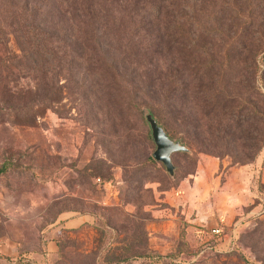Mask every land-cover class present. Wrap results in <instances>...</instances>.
Wrapping results in <instances>:
<instances>
[{"label": "rangeland", "instance_id": "rangeland-1", "mask_svg": "<svg viewBox=\"0 0 264 264\" xmlns=\"http://www.w3.org/2000/svg\"><path fill=\"white\" fill-rule=\"evenodd\" d=\"M34 1L71 20L79 14L74 0ZM93 1L101 4L80 10L97 28L80 44L82 66L97 71L83 95L65 57L52 73L20 72L4 22L0 245L11 252L0 264H96L108 245L123 253L125 239L162 264L179 245L177 264H264V0H194L192 13L183 0L153 1V9L148 0ZM227 39L236 44L225 55ZM132 95L143 113L126 107ZM237 96L260 113L243 110L240 128L221 114ZM150 112L189 141L187 155L171 156L173 177L152 157ZM80 216V226H63Z\"/></svg>", "mask_w": 264, "mask_h": 264}, {"label": "trees", "instance_id": "trees-1", "mask_svg": "<svg viewBox=\"0 0 264 264\" xmlns=\"http://www.w3.org/2000/svg\"><path fill=\"white\" fill-rule=\"evenodd\" d=\"M74 1L77 3V13H79L76 15V21L71 20L70 18H65V11H63L62 9L57 8L56 12L52 11L50 7L42 9L41 2H37L34 0H0V46H6V37L3 25L4 22H6L5 20H8L6 23L11 29L13 38L19 50V55L13 56V59H15L19 71L23 74H32L43 70L45 72L52 73L55 71L57 61L65 57L68 60V67L78 69L77 72L69 74V79L73 83L74 90L83 95L87 91H89L88 89H86L87 87L84 84L85 77L88 75L93 76L92 73L96 70L91 68L88 62V65H86V67H88V70H85V67L82 66V64L85 63V60L83 57V48L81 49L80 44L84 43V41L86 40L89 41L91 37L88 31H92V29L97 28H94L95 21L92 20L89 12L84 14L85 21L80 18V10L84 12L81 7L84 5L86 9V5L91 6V3L94 1ZM99 1L106 2L108 0ZM153 1L158 2L168 0L146 1V4H149L151 9H153ZM120 2L123 3L121 0ZM94 3H96L97 5L101 4L100 2ZM112 3H117V0H112ZM183 4L188 8V10L191 11V13L192 10L194 11V8H196L194 0H192L191 3L190 1L183 0ZM63 19L68 20V22H64ZM191 19V22L198 24V22L194 18ZM219 33L222 36L226 37L223 32L219 31ZM227 41L228 42L226 44L225 55H228L227 53L229 51V45L236 44L235 39H227ZM72 45H77V47L74 48ZM87 71H90L91 73ZM218 79L216 84L218 83ZM97 86V83L91 84V87L95 89L96 93ZM218 93L221 94V96L224 98V102H227V100L230 99L228 94L225 93L224 87L219 86ZM258 93H260V91H258ZM44 98L48 99V97ZM213 103L214 104L212 108L216 109V107L220 106L214 101ZM126 107L132 111L138 112L139 114L143 113L141 105H139L133 95L127 97ZM226 109L227 111L222 106L221 114L225 115L227 117L226 121L232 122L236 128H240L241 126L238 127V125L246 121L247 119V114H242L243 110L248 109V114L251 113V116L260 114L255 106H253L247 98L245 99L241 96H237L234 101L232 100L229 104H226ZM151 115L164 129L169 138L174 141H179L189 150L188 140L184 139V137L174 136L173 133H170L167 126H165L156 116H154V114L151 113ZM146 140L150 143L152 142L149 133L146 134ZM262 144H264V141L262 142ZM187 152H174L170 155V158L175 153L187 155ZM145 161L153 162V159L151 156H148ZM125 219V222L130 221L127 217H125ZM102 224L105 226H110L111 224H114V222L110 217H105L103 218ZM183 236L184 230H182L180 234L181 242L183 241ZM124 245L126 247L124 248L125 251H123V253H115L112 245H108V247L96 253V264H120L122 262H124L123 264H128V260L132 258L134 259L135 257L146 258L147 262L144 264H162L161 261L163 257L161 255L151 253L145 248H143L142 250L134 249V243L127 241L126 239ZM181 253L182 248L179 245L174 253H170L169 255H167V257L171 259L170 264H177L173 262V259L178 257Z\"/></svg>", "mask_w": 264, "mask_h": 264}, {"label": "water", "instance_id": "water-1", "mask_svg": "<svg viewBox=\"0 0 264 264\" xmlns=\"http://www.w3.org/2000/svg\"><path fill=\"white\" fill-rule=\"evenodd\" d=\"M145 120L149 126L151 138L155 145V149L152 152V157L154 160L160 162L165 167L166 172L172 176L174 166L171 162L170 155L179 151L187 152L188 149L179 141H174L169 138L164 129L157 123L151 113H147L145 115Z\"/></svg>", "mask_w": 264, "mask_h": 264}, {"label": "crops", "instance_id": "crops-1", "mask_svg": "<svg viewBox=\"0 0 264 264\" xmlns=\"http://www.w3.org/2000/svg\"><path fill=\"white\" fill-rule=\"evenodd\" d=\"M85 217L83 216H80V217H76V218H70V217H66L64 218L63 220V226L65 228H73V227H78L80 226L84 221ZM3 252L4 254H10L11 252V249L10 248H7L3 245H0V253Z\"/></svg>", "mask_w": 264, "mask_h": 264}, {"label": "built area", "instance_id": "built-area-1", "mask_svg": "<svg viewBox=\"0 0 264 264\" xmlns=\"http://www.w3.org/2000/svg\"><path fill=\"white\" fill-rule=\"evenodd\" d=\"M209 233H210V235H211L212 237H214V238H218V237L220 236V234H221V231H220V229L217 228V227H211V228L209 229Z\"/></svg>", "mask_w": 264, "mask_h": 264}]
</instances>
